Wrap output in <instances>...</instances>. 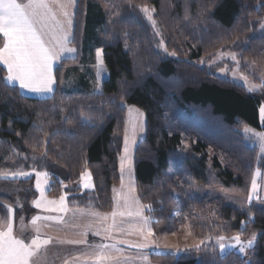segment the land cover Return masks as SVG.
Instances as JSON below:
<instances>
[{
  "label": "trees",
  "instance_id": "16d2710c",
  "mask_svg": "<svg viewBox=\"0 0 264 264\" xmlns=\"http://www.w3.org/2000/svg\"><path fill=\"white\" fill-rule=\"evenodd\" d=\"M141 6L155 9L166 47L176 55L161 50ZM75 12L71 42L79 60L90 64L103 48L109 71L103 91L87 90L89 82L80 76L79 90H63L66 61L57 65L52 96H28L8 84L0 65V174L45 170L50 195L65 191L69 205L110 211L114 187L121 182V147L133 104L146 116L133 161L138 196L143 206H151L144 207L149 224L180 234L182 213L193 229L215 238L257 233L250 263L233 250L221 253L212 242L180 253L151 251V259L158 264H264V204L213 211L191 192L199 183L248 196L257 169L264 173V155L242 132L247 124L264 129L259 109L264 88L251 92L219 76L223 64L201 63L221 50L264 64V0H78ZM86 169L94 181L92 195L79 186ZM35 180L33 175H0L5 190L0 192L1 219L9 215L7 206L16 220L34 213Z\"/></svg>",
  "mask_w": 264,
  "mask_h": 264
},
{
  "label": "snow or ice",
  "instance_id": "6c2138e0",
  "mask_svg": "<svg viewBox=\"0 0 264 264\" xmlns=\"http://www.w3.org/2000/svg\"><path fill=\"white\" fill-rule=\"evenodd\" d=\"M76 0H0V33L6 37L7 42L3 47H0V61L7 66L9 82L17 81L23 89H28L37 93H46L53 91L55 84V76L53 74V66L60 61L65 53H75L76 49L68 47L71 39L75 37L71 34V25L73 13L71 9L75 7ZM148 20L155 25V20L152 13L155 9H150L147 6H141ZM187 16V7L185 9ZM264 28V24H261ZM167 51V48L164 49ZM100 49H97L98 57L101 55ZM171 55H176L175 52ZM235 60V56H232ZM249 66L254 65V62H247ZM99 64L103 65L102 58ZM233 76L236 73L233 72ZM245 82H248V77L241 74L239 77ZM261 84H249V91H255L264 88V75L260 77ZM130 114L136 113V116L130 120L131 138L125 131V156L121 157V168L123 169L124 161L127 159L129 168L131 166V156L129 146L135 142L137 132V121L143 116L139 110L130 108ZM261 121L264 123V107L260 108ZM139 131L143 132V124H139ZM245 132H252L261 142V149L264 151V133H255L254 130L245 126ZM4 178L8 176L23 175L29 176L30 173H3ZM38 179L36 188L40 191V199L33 201L36 208H45L50 211L67 212L66 197L67 193L62 195L58 200H48L44 196L45 186L48 185L47 172L36 173ZM84 188H92V176L90 171H85L81 174ZM43 178L42 180L40 178ZM256 178L252 180L253 190L256 188ZM50 187V186H49ZM134 189L129 188L128 192H123L121 188V197L124 201V207L131 209L135 204V213L132 211H116L111 213H89L97 217L101 224H106L102 231L106 234V238H112V231L117 230L126 232L127 234L136 233L143 236L144 242L132 243L128 240H122L112 244H101L95 246L94 250L88 254V259L74 258L75 264H132L134 259H142L147 261V255H144L142 250L149 247L151 243L149 237L154 235L153 230L148 227L150 220L142 215L143 207L150 208L151 206H140L138 199L133 195ZM251 199V197H249ZM119 204V201H118ZM8 207L9 215L0 219V264H42L46 258L45 250L48 245L53 243L51 236L41 235V221H56L63 223V216H41L36 215L31 218V225L35 230V236L30 242H25L24 239L17 237L14 234V217L13 210ZM139 218L137 223L128 225L124 228V221H117L116 217L133 216ZM111 223H107L108 221ZM21 226L23 220L21 218ZM95 235H101V230H97ZM209 239H211L209 237ZM223 236L217 237L218 247L221 253L229 247L236 248L241 253L246 254L247 249H255L257 247V233H252L247 240H241L240 234L235 235L227 243ZM65 241L61 240L60 243ZM69 244H87L86 240H68ZM204 241H201L203 244ZM118 244H127L130 248L141 250V254L137 257L123 256L124 249ZM200 245H197L199 248ZM179 251V249L177 250ZM116 253L117 255H113ZM67 264V262H66Z\"/></svg>",
  "mask_w": 264,
  "mask_h": 264
},
{
  "label": "rangeland",
  "instance_id": "374dc122",
  "mask_svg": "<svg viewBox=\"0 0 264 264\" xmlns=\"http://www.w3.org/2000/svg\"><path fill=\"white\" fill-rule=\"evenodd\" d=\"M77 2H78V0H76L75 7H73L71 9V11L73 13L72 25H71V29H70L72 36H74L73 35L74 34V26H75L74 21H75V14H76L75 10H76V6H77ZM106 8H108V7L106 6ZM152 17H153V13H152ZM147 20H148V18H147ZM150 22L154 28V31L156 32V34L158 36L161 50H163L168 55H171V52L168 49H167V51L164 50L166 47V43L163 39V33L160 32V29L157 25V21L155 20V22H156L155 25H153L152 21H150ZM262 24H264V20H263ZM260 27H261V25H260ZM260 29L264 32V28L261 27ZM1 35L3 36L2 33H1ZM3 38H4V36H3ZM71 41H72V39L70 40L68 47L75 48L76 52L71 53V54L65 53L61 59V62H59V63H63V62L69 61V63L65 65V73H64V75L61 79V82H60L61 88L65 91L66 90L67 91L79 90L80 87L79 88L77 87L78 82H76L77 81L76 79H77V77L80 76V77H83V78L88 80L89 85L87 86V90H90L92 92L93 91H97V92L103 91L104 80H105V78H107L109 76V71H108V69H106V65H105V61H104V57H103V48H99L100 50H102L101 55L99 57H98L97 52H96V54L94 56V60L92 61V63L83 64V62H81L79 60V52H78L77 47H75ZM4 42H5V38H4ZM2 45H0V46H2ZM233 55L236 58L235 60L232 59ZM101 58L103 60L102 66L99 64V60ZM247 62H253V61H250L248 59H244V60L241 59V57L236 52L229 53V52H223L221 50L218 52V54L211 61L207 62L203 59L201 60V63L208 66V67L211 65L223 64L221 69L218 70V75L227 77L231 80H234L237 83H239L240 85L246 86L247 89L249 90V84L250 83L261 84L262 81H261L260 77L262 75H264V64L259 63V62H256V63L254 62V65L249 66ZM57 65L54 69V76H55V80H56L55 89L58 86L57 78H56V71H55L57 68ZM245 67L247 70L245 69ZM233 72L236 73V76H233ZM6 73H7V71H6ZM7 74H6V76H7ZM241 74L248 77V82H245L243 79L239 78L241 76ZM251 75H254V76L252 77ZM71 81H73V82H71ZM12 85H15V84H12ZM55 89L53 90V92L55 91ZM260 90H262V89H258V90L251 91V92H257ZM20 91H21V88H20ZM53 92L48 94V96H52ZM21 93H22V91H21ZM25 95H27V94H25ZM28 96H30V95H28ZM36 97H39V96H36ZM47 97H40V98H47ZM261 107H264V102H262L259 105V109ZM130 108H134V109L139 110V112L143 113V116L140 117V119L137 121L138 127H137L136 136H135V142L131 143L129 146V153L131 156V166L129 168V163H128V160L126 159L124 161L123 169L121 168L122 185H123V188H126L127 190H129V188H135L136 187L135 175H134V161H133L134 152H135L134 148L137 145V143L140 140H142V137L145 133V128H146V126H145L146 116H145L143 110L139 109L137 106H135L133 104H129L128 111H127L128 116H127L126 125H125V127H126L125 131L127 130L129 137L131 138L130 120L136 116L135 112H132L130 114V112H129ZM260 121H261V114H260ZM141 123L143 124V127H144L143 132L139 131V124H141ZM261 123H262V121H261ZM262 124H264V123H262ZM245 126L254 130L255 133H264V129L260 128V127L259 128L254 127V126L249 125V124L243 125V127H242V132L246 135V139L249 142V144L252 145L253 147L257 148V150L259 152V156H263L264 151H262V149H261L260 139L256 135H254L252 132H245L244 131ZM124 137H125V132H124ZM124 145H125V140L123 141V144L121 147V154H120V161H119L120 163H121V157L126 155L124 152ZM86 170L89 171V169H86ZM19 172L30 173L36 179L35 180V187H34L36 189V196L32 200H30L31 204L35 208V211L29 218H25V216L21 217L23 220V227L21 226V218L16 220L15 214L12 213V215L14 217V234L17 237L24 239L26 243L30 242V240L35 236V230L33 229L32 225H31V218L33 216H36V215L63 216V223L56 222V221H41L40 222L42 225L41 235L42 236H45V235L51 236L53 238V243L48 245L46 250H45L46 258L43 260L42 264H60L59 256L61 253H59V252L51 253L50 251L53 247H59L60 249L65 250L64 253H69L68 250H73L74 248H78V247L82 248L83 245L82 244H69V243H67L66 241L72 240L73 238H70L69 236H67L65 234H63L64 236L63 235L62 236L56 235V231L53 230V228H50L48 226V224L60 223L63 225L64 223H66L69 220L68 214H70L71 217H73L75 215L76 211H73L74 209L69 208L68 194L66 197V205H67V209H68L67 212L61 213V212H57V211H50V210L45 209V208H36L33 201L40 199V191L36 188V182L38 179L36 173L47 172V171L40 170V169H38V170L33 169V170H27V171L22 170V171H18L16 173H19ZM8 174H11V173H8ZM16 176L27 177V176H23V175H16ZM254 177L256 178V185L257 186H256L255 190H253V187H252V190H251L252 192L248 196L235 195V194H232L230 192H227V191L225 192V191L218 189V188H215V189L210 188L204 184L202 185L199 183H196L193 186H191V192L193 195H196L202 201L204 200L206 205H208L210 207V209H212L213 211L220 208L221 206H227V205L236 207L237 209H240V210H247L253 204H257V205L264 204V173H262V171H260V169H257ZM40 179L42 180L43 178L41 177ZM82 184H83V180L81 179L79 186L82 188L83 191H85V192L87 191L92 195L95 187L84 188L82 186ZM92 184L94 185L93 177H92ZM122 185H120L116 189L117 192H118V190L120 191V189L122 188ZM50 190H51V180L48 177V185L45 186V191H44V196L48 200H58L62 195H64L66 193L64 191L60 195H55V194L50 195L49 194ZM0 192L2 194H4L5 190L0 187ZM249 197H251V199H249ZM70 206L75 207L78 205L75 204V205H70ZM11 209L13 210V208H11ZM105 212H109V211H105ZM142 215L144 216V214H142ZM181 216L183 218V223H182V229H181L182 232L180 234H174L172 232L169 233V232H166L165 230H163L161 227L154 228L150 224L148 225V227H150L154 232V235L149 237V241L151 242L149 244V247H150L149 251H152V250L157 251V252H159V251H161V252L174 251L176 253H180L183 250H186L188 248H192V247L194 248V247H197V245H200V247H201L202 245L208 244L209 242L214 243V245H216V247H218L217 238H215L214 236H211L207 231H203L202 229H199V228L193 229L192 224L189 222L187 216L185 214H182V213H181ZM0 219H1V217H0ZM44 224H45V226H44ZM78 234H80V233H78ZM235 235H237V234H234V235H231L228 237L223 235V237H225L226 240L220 241V242L227 243ZM240 236H241V240H247L248 238L251 237V235L250 236H242L241 234H240ZM209 237L211 239H209ZM80 239L84 240L83 234L79 235L78 240H80ZM61 240L65 241V242L60 243ZM89 240H90V242H93V241L96 242L97 241L96 238H90ZM201 241H204V243L201 244ZM68 245L71 247H69ZM178 249H179V251H177ZM229 249L237 252L239 255L247 257V262L250 263L249 262L250 257H251V254L253 252L252 249H247L246 254L239 252L238 246L236 248L229 247L225 250V252L228 251ZM145 255H147V257L149 259L150 255H148V253L147 254L145 253Z\"/></svg>",
  "mask_w": 264,
  "mask_h": 264
},
{
  "label": "crops",
  "instance_id": "0c3cea01",
  "mask_svg": "<svg viewBox=\"0 0 264 264\" xmlns=\"http://www.w3.org/2000/svg\"><path fill=\"white\" fill-rule=\"evenodd\" d=\"M4 38H5V42H4V44H5L7 42V39H6V37H4ZM4 44L0 47H3ZM59 62H61V60L58 61L56 64H54L53 74H54V69ZM0 65H3L7 71V66L5 64H3L2 61H0ZM7 73H8V71H7ZM7 76H8V74H7ZM7 76H6V80H7ZM7 82L9 84H15V85L19 86V83L17 81L9 82L7 80ZM52 87L54 90L56 87V83ZM21 91H22V93H25V94L33 96V97H35V96L47 97L48 94L53 92V91H51V92H46V93H37V92H33V91H30L28 89H23V88H21ZM120 174H121V163H120ZM120 185H122V174H121L120 184L118 186L114 187L113 196H112L113 197V204H112V208L109 212H105L102 210H96V209L89 208V207L83 208V207H79V206L73 207V206L69 205L70 209H74L73 211H76L75 215L73 217H71V215L67 213L69 220L66 223H64L63 225L60 223L48 224V226L50 228H53V230L56 231V235L62 236L63 234H65V235L69 236L70 238H73L72 240H76V239L78 240L79 235L83 234L84 240L87 241V244H82L83 245L82 248L78 247V248H74L73 250H68L69 253H64L65 250L60 249L59 247H53L50 251L51 253H54V252L55 253H57V252L61 253L59 256L60 264H66V262H67V264H75L74 258H77V257H80L81 259H88V254H90L94 250L95 246H97V245L112 244V243H117V242L122 241V240H128L132 243L144 242L142 235H139L136 233L127 234L126 232H120L117 230L112 231V237H114V239L106 238V234L102 231V228L105 227L106 224L102 225L100 220L97 217L89 214V213H102V214L103 213H111L114 210H116L118 212L119 211H132L133 213H135V209L137 207L135 204L133 205V207L131 209H126L124 207V201L122 199H120L121 189H120V191L118 190V192L116 191V189ZM132 189H134L133 195L138 199L139 205L143 206L141 199L138 196L137 185L135 188H132ZM123 192H128V190L126 188H123ZM118 201H119V204H118ZM142 214H144V216L146 217V208H144V207L142 210ZM134 216L135 215L124 216V217L117 216L116 219L118 222L123 220L124 224L122 226L124 228H127L128 225L138 222L139 218L136 216H135L136 217L135 218ZM107 223H111V221L109 220ZM44 226H45V224H44ZM97 230H101V235H99V236L95 235V232ZM78 233H80V234H78ZM90 238H96L97 241L96 242H94V241L90 242V240H89ZM118 246L120 248L124 249L123 256H125V257H128V256L137 257L138 255L141 254V250H138L135 248H130L127 244H118ZM69 247H71V246H69ZM149 250H150V247L142 250L144 255H145V253L146 254L148 253V255H150L149 259L147 261L142 260V259H134L132 264H158L151 259V254H150L151 251H149ZM113 255H117V254L113 253ZM89 264H91L90 261H89Z\"/></svg>",
  "mask_w": 264,
  "mask_h": 264
}]
</instances>
